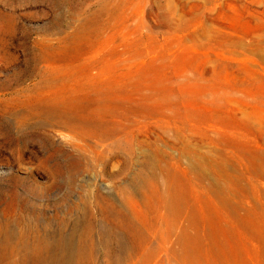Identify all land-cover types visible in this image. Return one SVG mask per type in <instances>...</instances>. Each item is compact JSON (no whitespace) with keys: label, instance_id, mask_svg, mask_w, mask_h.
I'll return each mask as SVG.
<instances>
[{"label":"rangeland","instance_id":"rangeland-1","mask_svg":"<svg viewBox=\"0 0 264 264\" xmlns=\"http://www.w3.org/2000/svg\"><path fill=\"white\" fill-rule=\"evenodd\" d=\"M0 264H264V0H0Z\"/></svg>","mask_w":264,"mask_h":264},{"label":"bare ground","instance_id":"bare-ground-1","mask_svg":"<svg viewBox=\"0 0 264 264\" xmlns=\"http://www.w3.org/2000/svg\"><path fill=\"white\" fill-rule=\"evenodd\" d=\"M50 111H51V110H50ZM56 112H60V111H56ZM48 113H49V112H48ZM58 114H59V113H57V115H58ZM48 115H49V114H48ZM51 115H52V114H51ZM53 115H55L54 112H53ZM60 115H61V114H60ZM60 115H59V116H60ZM64 115H65V114H64ZM63 117H64V116H63ZM60 118H62V117H60ZM65 119H66V118H65ZM65 119H63V120H65ZM65 121H66V120H65ZM62 122H63V121H62ZM66 122H67V121H66ZM68 124H69V123H68ZM64 126H66L65 123H64ZM68 126H69V125H68ZM66 128H68V127H66ZM70 128H71V127H70ZM73 129H74V128H72V130H73ZM72 130H71V131H72ZM71 131H70V132H71ZM67 132H68V131H67ZM73 132H74V131H73ZM71 133H72V132H71ZM71 133H70V134H71ZM70 134H69V136L74 135V134H71V135H70ZM60 240H64V239L61 238ZM27 243H28V242H25L24 245H25V246H29ZM41 244H46V243L42 240V241H41ZM32 247H33V249H39V247H40V249H41L42 247H45V246H41V245H39V247H38L36 244H33Z\"/></svg>","mask_w":264,"mask_h":264}]
</instances>
